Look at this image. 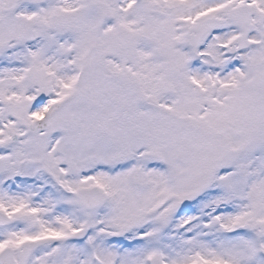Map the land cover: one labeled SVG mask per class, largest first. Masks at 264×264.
Listing matches in <instances>:
<instances>
[{
	"label": "snow or ice",
	"instance_id": "obj_1",
	"mask_svg": "<svg viewBox=\"0 0 264 264\" xmlns=\"http://www.w3.org/2000/svg\"><path fill=\"white\" fill-rule=\"evenodd\" d=\"M0 264H264V0H0Z\"/></svg>",
	"mask_w": 264,
	"mask_h": 264
}]
</instances>
